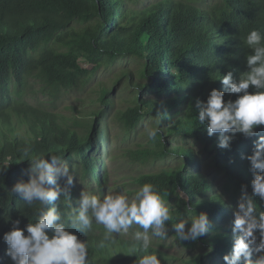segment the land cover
Wrapping results in <instances>:
<instances>
[{"label":"trees","instance_id":"obj_1","mask_svg":"<svg viewBox=\"0 0 264 264\" xmlns=\"http://www.w3.org/2000/svg\"><path fill=\"white\" fill-rule=\"evenodd\" d=\"M253 29L264 35V0H0V264H13L3 239L13 222L19 220L23 229L35 219L34 207L12 192L18 181L29 179L24 149L61 158L103 198L109 183L99 145L112 109L127 131L147 118L160 128L150 146L130 151L131 162L142 170L131 175L134 188L127 191L151 183L169 204L173 219L165 227L174 244L152 242L161 264H225L241 185L252 194L246 157L264 126L256 128V136L237 133L230 148H220L219 133L210 137L206 125H198L196 101L206 100L213 88L225 91V101L236 99L220 78L231 70L238 80L247 70L251 50L243 39ZM127 56L143 62L139 77L144 81L124 77L132 94L120 108H114L115 88L107 85L97 91L99 107L85 115L68 116L24 98L32 80L51 100L86 89L100 69ZM159 160L174 163L148 169ZM58 184L68 188L69 196L55 202L67 219L80 193L65 177ZM254 199L264 210V201ZM194 211L207 214L209 231L196 241L178 240L173 223ZM68 230L88 244L90 264H134L137 258L127 254L133 237L114 233V242L100 248L104 226L94 222L87 235ZM174 246L182 248L181 256L167 251Z\"/></svg>","mask_w":264,"mask_h":264},{"label":"clouds","instance_id":"obj_2","mask_svg":"<svg viewBox=\"0 0 264 264\" xmlns=\"http://www.w3.org/2000/svg\"><path fill=\"white\" fill-rule=\"evenodd\" d=\"M243 43L251 50L246 55L247 70L238 80L231 70L220 78L228 93L238 94L236 99L225 101V91L213 88L206 100L196 101L198 125H206L210 137L219 133L218 146L224 149L231 147L237 133L256 136V128L264 126V35L253 29ZM250 86L254 89L251 92ZM158 134V127L147 130L149 140L154 141ZM24 156L30 165L29 179L18 181L12 192L29 208L34 207L35 219L23 229L16 220L4 234L6 255L13 264H90L88 244L68 229L87 235L94 222L105 229L97 247H106L105 242H114V233H127L135 225L137 230L133 232V243L127 254H136L134 264H161L153 249L152 237L167 239L165 224L173 217L168 202L155 185L144 183L131 198L120 192H110L100 198L82 191L78 207L65 219L55 202L61 195L69 196L68 188H61L58 180L66 177L67 186L73 183L66 162L52 153L32 154L29 147L24 149ZM246 158L253 176L252 194L249 195L246 185H241L234 210L232 250L223 256L225 264H264V210L257 207L254 199L259 197L264 201V135L258 136L252 153ZM173 227L178 240L196 241L209 231V219L205 212H195L190 218H177ZM254 253L258 254L255 261L251 259Z\"/></svg>","mask_w":264,"mask_h":264},{"label":"rangeland","instance_id":"obj_3","mask_svg":"<svg viewBox=\"0 0 264 264\" xmlns=\"http://www.w3.org/2000/svg\"><path fill=\"white\" fill-rule=\"evenodd\" d=\"M207 1L209 0H206V2ZM82 66L85 68L89 67V65L84 62ZM142 66L143 62L137 57L127 56L118 59L109 67L107 66L106 68L100 69L96 73L93 82L88 88L83 90L67 91L64 95H61V97L53 100L44 96L39 84L32 80L29 87L25 91L24 98L32 104L45 106L49 109H55L56 111L68 116H72L74 114L85 115L86 111L99 107L98 102L96 101V97L98 95L97 91L101 86L107 85L110 88H115L112 92L115 102L114 108H120L123 102L126 101L132 94V88H126L125 78H131L133 81L138 80L143 82L144 80L139 77ZM122 70L124 73L121 72ZM119 73L121 75H118ZM114 82L115 87L112 85ZM115 111V109L108 111L104 119V132L100 137L101 145H99V156L102 159L101 162L104 168L103 172H105L108 177L109 188L106 189V194L110 192H120L131 198L134 194L133 191H127L134 188L130 177L132 174L138 173V171L142 170V168L139 167L138 164L131 162L130 151H133L139 146L151 145V140L147 137V130L149 128H153V120L151 118H147L136 129L127 131L121 128L117 123L114 118ZM196 151L199 153L198 149H196ZM173 163L174 162L172 160H159L148 169H156L166 164ZM66 164L70 170L69 164L67 162ZM70 174L73 176L72 185L78 188L79 193L82 191L91 193L90 185H88L87 181L82 178L80 171L73 169ZM175 204V202L172 203L171 207H175ZM99 225L103 226L101 224ZM135 230H137V226L133 225L127 233L121 234L133 237V232ZM166 231L168 234L167 239L161 240L153 236L152 242L158 243L165 241L167 244L173 245V242L175 241L174 237L168 232L167 228ZM167 251L180 256L183 253L182 248L179 246H174L173 249H169Z\"/></svg>","mask_w":264,"mask_h":264}]
</instances>
